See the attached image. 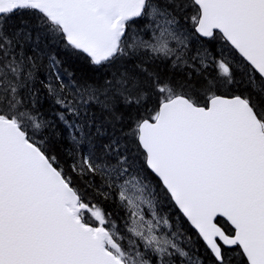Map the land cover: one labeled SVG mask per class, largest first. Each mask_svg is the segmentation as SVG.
Masks as SVG:
<instances>
[{
    "label": "snow or ice",
    "instance_id": "snow-or-ice-1",
    "mask_svg": "<svg viewBox=\"0 0 264 264\" xmlns=\"http://www.w3.org/2000/svg\"><path fill=\"white\" fill-rule=\"evenodd\" d=\"M0 264H264V0H0Z\"/></svg>",
    "mask_w": 264,
    "mask_h": 264
},
{
    "label": "trees",
    "instance_id": "trees-1",
    "mask_svg": "<svg viewBox=\"0 0 264 264\" xmlns=\"http://www.w3.org/2000/svg\"><path fill=\"white\" fill-rule=\"evenodd\" d=\"M70 71H78L77 69H69ZM83 71H88L87 69H84Z\"/></svg>",
    "mask_w": 264,
    "mask_h": 264
}]
</instances>
